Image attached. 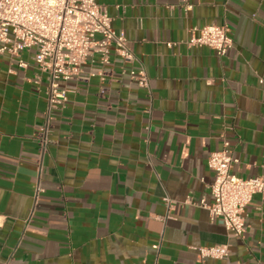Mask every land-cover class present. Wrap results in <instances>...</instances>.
Returning a JSON list of instances; mask_svg holds the SVG:
<instances>
[{
  "label": "crops",
  "instance_id": "obj_1",
  "mask_svg": "<svg viewBox=\"0 0 264 264\" xmlns=\"http://www.w3.org/2000/svg\"><path fill=\"white\" fill-rule=\"evenodd\" d=\"M94 1L150 95L113 49L105 65L87 59L62 84L39 170L47 74L33 48L20 54L25 67L0 54V264H264V193L246 206L240 237L200 204L213 201L207 159L223 142L235 174L264 175V0ZM208 24L229 28L225 55L187 45ZM209 245L229 253L199 258Z\"/></svg>",
  "mask_w": 264,
  "mask_h": 264
},
{
  "label": "built area",
  "instance_id": "obj_2",
  "mask_svg": "<svg viewBox=\"0 0 264 264\" xmlns=\"http://www.w3.org/2000/svg\"><path fill=\"white\" fill-rule=\"evenodd\" d=\"M180 1L185 9L191 8V0ZM193 30L197 34L186 41L189 46H207L217 56H223L233 45L230 30L224 24H208ZM31 48L34 49V63L48 78L45 118L34 135L39 170L51 142L53 112L63 108L67 101V89L62 84L79 79L81 66L87 59L93 62L98 54V62L105 65L113 49L128 65L121 73L138 87L147 89L150 95L143 65L134 66L137 59L125 35L112 28L105 8L94 0H0V54H7L18 67H25L20 54ZM104 73L99 71L101 76ZM234 162L227 142H223L222 149L209 154L207 165L213 172L209 189L213 201L205 205L202 200L200 204L208 210L210 219L220 218L230 235L240 237L246 228V206L255 193H264V175L241 177L232 171ZM40 191L42 188L37 182L36 196ZM228 253L227 245L197 247L201 259H221ZM3 264H9V259Z\"/></svg>",
  "mask_w": 264,
  "mask_h": 264
}]
</instances>
